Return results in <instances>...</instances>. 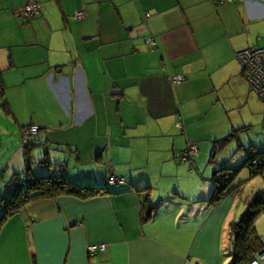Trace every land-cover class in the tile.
<instances>
[{
  "label": "crops",
  "instance_id": "0c3cea01",
  "mask_svg": "<svg viewBox=\"0 0 264 264\" xmlns=\"http://www.w3.org/2000/svg\"><path fill=\"white\" fill-rule=\"evenodd\" d=\"M29 2L41 3L39 15L22 14ZM251 47H264V0H0V202L28 170L23 131L33 123L41 126L29 151L34 174L65 164L74 183L96 186L93 168L106 166L126 180L103 184L108 193L95 197L27 204L0 228V264H234L236 220L230 244L214 239L215 215L233 200L231 191L213 201L222 165L203 184L193 178V187L171 188L168 172L158 194L153 172L138 176L137 164L117 154L162 151L174 165L181 158L200 169L201 131L235 109L222 90L234 84L239 104L252 99L237 58ZM177 75L185 80L174 82ZM194 143L199 154L184 161ZM207 212L186 232L184 220ZM99 243L108 246L89 254Z\"/></svg>",
  "mask_w": 264,
  "mask_h": 264
},
{
  "label": "rangeland",
  "instance_id": "374dc122",
  "mask_svg": "<svg viewBox=\"0 0 264 264\" xmlns=\"http://www.w3.org/2000/svg\"><path fill=\"white\" fill-rule=\"evenodd\" d=\"M250 91L252 99L249 100V98L244 97L243 103L239 104L238 99L243 92L238 86L230 84L222 90V97H227V106L229 108L235 107V109H232L228 115L226 113V117L224 119H209V121H207V124H209L208 128L201 131V136L196 142L200 146V152H203L202 156L199 158L202 163L200 169H196L191 162L181 161V158H179V161L177 159L176 164L174 165L171 161L165 160L168 153H164L162 151L145 154L134 149L130 152V150L127 149V151L122 150V152L117 154V158L120 162L131 159L135 164H137V167L139 168H137L135 172L138 176L143 173L149 174L153 172V176L156 179H160V173L162 172L164 174V186L163 188H159L158 184L160 180L158 179V182H156L158 184L156 187L157 189H155V193L161 192L164 187H168L169 180L165 177L168 172H171L175 176L172 180V184L170 185L171 188L174 189L180 184L182 186L190 184L191 187H193V178L196 176H198L201 184H203L206 182L205 180L211 179L215 168H218L224 163L229 164L227 168L232 169L229 171L226 170L222 173H228V176H231L233 179L232 185L239 184V186L233 190L231 195L233 200L229 198L228 201L221 205L218 213L215 215L218 217V223H220L216 226V230H214V239L216 240V244H230L229 228L231 221H239L247 211V208L253 201L254 197L260 191L264 192V170L261 173L252 174L247 162L252 150L254 153H257L259 148L264 147V101H262L251 88ZM12 137L16 140V135H12ZM147 156L152 159V162L147 165L148 168L147 166L144 168V165L147 162L146 160H148ZM185 165H188L189 169L191 166L195 173H191V175L189 172L190 170L188 168H184ZM123 167L127 166L124 165ZM93 169L98 176L93 177L94 182L98 183L96 186L105 187L104 185L108 184L109 178L106 166H104V168L97 166ZM72 170V167L69 168V171L72 172ZM88 172H91V169H89ZM67 175L73 178L75 182L79 181L75 178L74 174L72 175V173L67 172ZM100 182L101 184H99ZM208 183H210V181H207V184ZM196 195L199 194L196 193ZM182 200L183 199L181 197H176L175 202L182 203ZM231 203L233 206L231 213L229 214V218L227 220L220 221L219 217L226 213L225 210L228 211ZM165 212L166 210L164 213ZM209 217L210 212H207L205 217H200V215L196 216L195 214L193 216V220L189 223L184 220L185 229L188 228L186 232H189L190 225L193 224L192 221H199L202 225ZM212 218L210 219L211 221ZM255 224V227L264 242V212L257 217ZM187 225L189 226L187 227Z\"/></svg>",
  "mask_w": 264,
  "mask_h": 264
},
{
  "label": "trees",
  "instance_id": "16d2710c",
  "mask_svg": "<svg viewBox=\"0 0 264 264\" xmlns=\"http://www.w3.org/2000/svg\"><path fill=\"white\" fill-rule=\"evenodd\" d=\"M39 135V134H38ZM33 137L26 145V163L28 170L24 175H18L11 183L9 190L0 202V228L6 220L23 210L27 204L40 199H54L62 195H85V197H95L100 194L108 193V187H98L91 185H78L67 175L65 164H56L47 169V174H34L31 167L29 151L34 147ZM258 152H264V147L259 148ZM256 153L252 150L247 162L251 170V159ZM184 155V154H183ZM194 159V158H193ZM45 164V163H43ZM229 164H222L219 173L216 171L214 180L217 183L213 201L220 202L228 193L236 189L239 184L232 185L233 179L228 173L222 172L230 170ZM264 166L259 170H251L252 174L263 172ZM236 171V170H235ZM235 175V172H234ZM110 185H118L111 184ZM264 212V192L260 191L253 199L247 211L239 221L231 225V240L233 244L232 257L234 264H248L255 259H259L264 249V242L255 227L257 217Z\"/></svg>",
  "mask_w": 264,
  "mask_h": 264
},
{
  "label": "built area",
  "instance_id": "2783aa9c",
  "mask_svg": "<svg viewBox=\"0 0 264 264\" xmlns=\"http://www.w3.org/2000/svg\"><path fill=\"white\" fill-rule=\"evenodd\" d=\"M218 3H225L230 1H242L246 2L247 0H215ZM42 11V5L39 2H29L23 9L22 14L26 18H32L39 15ZM85 15L83 10L76 13V17L82 19ZM150 16V14H148ZM152 45H156L157 42L154 38L150 39ZM237 58L241 62L246 81L249 84L250 88L257 94V96L264 101V47H251L244 50H241L237 53ZM174 82H181L185 80V76L177 75L172 78ZM264 125V121H263ZM41 131V126L39 124H31L27 126L24 131L25 144H29L30 140L33 137L38 136ZM199 154V147L196 143L192 144L189 148V151L185 153L184 161L193 159ZM251 170H259L264 166V152H257L254 157L251 159ZM109 182L111 184H124L126 182L124 177H117L114 174L109 176ZM106 243L91 244L88 246L89 254H95L99 251H103L107 248ZM264 259V253L260 254L259 259L253 260L250 264H260ZM195 264H201L197 262Z\"/></svg>",
  "mask_w": 264,
  "mask_h": 264
}]
</instances>
